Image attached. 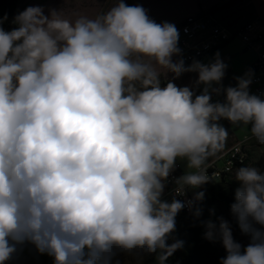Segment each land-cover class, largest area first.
Masks as SVG:
<instances>
[{
	"label": "clouds",
	"instance_id": "obj_1",
	"mask_svg": "<svg viewBox=\"0 0 264 264\" xmlns=\"http://www.w3.org/2000/svg\"><path fill=\"white\" fill-rule=\"evenodd\" d=\"M13 24L0 27V264L25 243L54 264H114L136 251L165 264L183 248L168 243L178 213L202 215L203 191L175 196L212 181L207 162L229 137L220 121L250 126L264 147L251 74L225 87L219 53L186 65L176 26L124 0L74 20L30 6ZM185 73L196 79L178 87ZM178 161L185 171L165 200ZM233 178L230 211L250 242L223 218L201 221L204 236L225 249L220 264H264V170L242 165Z\"/></svg>",
	"mask_w": 264,
	"mask_h": 264
},
{
	"label": "built area",
	"instance_id": "obj_2",
	"mask_svg": "<svg viewBox=\"0 0 264 264\" xmlns=\"http://www.w3.org/2000/svg\"><path fill=\"white\" fill-rule=\"evenodd\" d=\"M179 31L178 46L182 50V58L186 65L193 60H202L210 56L214 51L220 49L234 39L244 43L246 49L254 51L257 55L256 62L249 68L251 94L260 95L264 98V22L258 18L246 22H234L224 15L223 11L210 12L200 11L197 14L187 16L176 27ZM251 142H256L252 137L235 143L225 154L226 162L222 169L215 164H209L208 173L212 181H220L223 176L232 174L239 165L246 163L248 159V148ZM181 176L180 168L176 167L169 177L165 192L166 199L174 197V180ZM179 200H190L193 198L191 190L185 196H175ZM190 213L187 208L178 213ZM176 216V217H177Z\"/></svg>",
	"mask_w": 264,
	"mask_h": 264
},
{
	"label": "trees",
	"instance_id": "obj_3",
	"mask_svg": "<svg viewBox=\"0 0 264 264\" xmlns=\"http://www.w3.org/2000/svg\"><path fill=\"white\" fill-rule=\"evenodd\" d=\"M22 0H0V27L10 31L15 25L13 20L21 11L19 5ZM245 0H222L220 3L209 8L210 12H218L236 6ZM255 1V0H254ZM258 9V7H257ZM264 22V19L259 17ZM163 86V82H162ZM199 92V89H197ZM214 99V97H213ZM246 163L239 165H247ZM254 166L264 170V162L254 164ZM240 187L239 183L223 176L220 181H211L198 191L204 192V197L198 202L202 209V215L197 220L191 213H181L176 217L175 231L168 240L171 244L173 239L183 241V248L177 250L171 255L165 264H220V259L226 255L225 249L219 241H210L205 238V229L201 221L212 219L218 222L220 218L226 220L232 230L233 238L242 246H247L240 237L241 230L235 218L230 211V205L234 202V194L236 189ZM143 264H156L155 254H147L143 260Z\"/></svg>",
	"mask_w": 264,
	"mask_h": 264
},
{
	"label": "rangeland",
	"instance_id": "obj_4",
	"mask_svg": "<svg viewBox=\"0 0 264 264\" xmlns=\"http://www.w3.org/2000/svg\"><path fill=\"white\" fill-rule=\"evenodd\" d=\"M167 1L168 0H151L153 3V7H151L146 0H142V2H138V5L145 8L147 13L153 15L155 10L158 13H165L176 8H194L199 3H202V5L205 7L206 5H216L221 2V0ZM98 4L99 0H22L19 5V9L22 12L27 7L38 5L43 9H47L45 14H48L49 8L52 7L55 10L58 9L66 18L74 20L80 15L94 17L97 12L96 6H98ZM206 10H208V8H206ZM222 11L227 19L234 22H246L254 18L259 19V17L264 19V0H245L241 3H238L234 7ZM176 27H178V25H176ZM220 58L227 64L223 79L224 81L226 78V73L234 78L244 76L246 73H248L249 68L256 62L257 55L254 51L247 50L242 41L239 39H234L229 42V45L223 51V54ZM189 78L196 79V75L192 73L190 77L183 76L185 81H188ZM249 129L250 126L238 125L239 138H241V140H245L246 137L251 136ZM245 135L247 136L245 137ZM231 144L234 143L232 142ZM251 144L252 145H250V148H248L249 156L247 165H254L261 160L264 162V147L258 145L256 142ZM221 165L223 166L224 163H221ZM234 171L232 174L228 175V177L232 180H235L233 178ZM195 192V190H191L192 196L195 195ZM240 237L246 245L250 242L249 236L242 232L240 233ZM146 255L147 254L139 251L132 253H120L115 257L114 264L115 260L120 261V264H143V260L145 259Z\"/></svg>",
	"mask_w": 264,
	"mask_h": 264
},
{
	"label": "crops",
	"instance_id": "obj_5",
	"mask_svg": "<svg viewBox=\"0 0 264 264\" xmlns=\"http://www.w3.org/2000/svg\"><path fill=\"white\" fill-rule=\"evenodd\" d=\"M146 1L149 3V5L151 7H153V3L151 2V0H146ZM172 1H174V0H168L167 2H172ZM107 2H108V0H99V4H98V6H96L97 12H96L95 16L97 14H99L100 12H102L103 10H106L111 5L112 0L111 1L109 0L108 3ZM124 2L127 5L134 6V5H138V2H142V0H124ZM106 3H107V5H106ZM36 6H38V5H36ZM212 6H214V5H206L204 7L202 5V3H199L194 8H183V9L176 8V9H173L172 11H168L165 13H158L155 10L153 12V15H150L149 13H147V14L149 15V17L151 19H153L157 23L169 22V23H172L176 26V25H179L187 16L197 14L200 11H206V8H208V10H209V8H211ZM53 9L54 8H52V7L49 8V10H53ZM44 11H47V9H44ZM228 45H229V43L225 44L220 49L214 51L210 56L200 60V62L204 63V61H205V63H208L209 61L213 60L216 53H219L220 57H221L223 54V51L227 48ZM191 74L192 73L183 74L181 77L175 79L174 83L178 87H184V86H190L191 87L195 79L189 78L188 81H185L183 79V76L190 77ZM168 79H172L171 74H168ZM222 83L225 87L235 86L236 80L234 77H232L228 73H226V78L224 81H222ZM215 99H217V97H215L214 100ZM219 99H223V97H219ZM220 123L226 129L229 130V137H228V140L226 143V147L216 157L210 158V160L207 163H208V165L209 164H215L217 168L222 169V168H224L225 162H226L223 154H225L235 143H237L239 141H243V140H241V138H239L238 125L233 126L227 120H222V121H220ZM246 136L247 135H245V137ZM250 137H246V139L250 138ZM232 142L234 144H231ZM251 143H254V142H251ZM251 143H250V145H252ZM250 145H249V148H250ZM185 163L186 162H183V161L177 162L176 167L180 168L181 175L185 171ZM221 163H224V165L222 166ZM228 175H230V174H228ZM228 175H226V176H228ZM195 191L197 192V189ZM163 199H166L165 190H164V194H163ZM6 264H54V258L47 255V254H41L40 252H38L36 250L34 245H32L30 243H25L24 245L18 247L17 252L12 256V258L9 261L6 262Z\"/></svg>",
	"mask_w": 264,
	"mask_h": 264
}]
</instances>
